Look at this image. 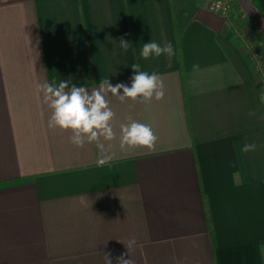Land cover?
I'll return each mask as SVG.
<instances>
[{"label": "crops", "instance_id": "1", "mask_svg": "<svg viewBox=\"0 0 264 264\" xmlns=\"http://www.w3.org/2000/svg\"><path fill=\"white\" fill-rule=\"evenodd\" d=\"M150 40L175 55L145 60ZM134 64L162 78L164 98L108 95L114 158L98 166L95 143L48 127L37 84L131 86ZM260 95L206 0H0V264H118L132 238L135 264H264ZM129 117L151 125L154 150L120 147Z\"/></svg>", "mask_w": 264, "mask_h": 264}, {"label": "clouds", "instance_id": "2", "mask_svg": "<svg viewBox=\"0 0 264 264\" xmlns=\"http://www.w3.org/2000/svg\"><path fill=\"white\" fill-rule=\"evenodd\" d=\"M219 7L218 3L213 5L215 9ZM119 44L125 52L131 47V44L123 37L120 38ZM162 54H167L169 57L175 55L173 45L168 43L161 46L150 40L143 44L140 56L147 60L151 56L159 57ZM193 67L195 69L198 66ZM131 68L135 73L131 77V86L124 83L113 86L108 78L102 80L97 88L90 91L76 84L70 87L69 81L65 80H61L58 86L55 81L51 84H37L38 93H43V102L52 110L48 127L71 130L70 141L76 147H83L85 143H95L102 153L97 160L98 166H103L114 158V154L110 152V142L116 139L112 123L115 113L110 107L108 95L117 97L121 102L131 99L134 102L139 101L145 104L153 99L159 101L164 98V83L158 74L139 71V64H134ZM259 98L264 103V93H261ZM249 115H255V113L250 112ZM129 120L130 123L120 125V147L122 149L139 147L149 151L154 150L158 137L151 125L131 120L130 117ZM104 142H109L107 147ZM256 148L255 143L245 144L241 151L248 153L255 151ZM124 245L130 258L125 259V256L121 255L118 258V264H135L130 256V252L136 246L135 238L130 239ZM261 252L264 254V247L261 248ZM110 255V253H104L105 264H112Z\"/></svg>", "mask_w": 264, "mask_h": 264}, {"label": "rangeland", "instance_id": "3", "mask_svg": "<svg viewBox=\"0 0 264 264\" xmlns=\"http://www.w3.org/2000/svg\"><path fill=\"white\" fill-rule=\"evenodd\" d=\"M231 13L235 6L239 10L235 16V25L232 26V34L241 43L248 53L253 68L260 67L264 70V21L263 25L253 23L247 15L242 13L237 0H222ZM228 13V16H229ZM257 73V72H256ZM258 74V73H257Z\"/></svg>", "mask_w": 264, "mask_h": 264}, {"label": "built area", "instance_id": "4", "mask_svg": "<svg viewBox=\"0 0 264 264\" xmlns=\"http://www.w3.org/2000/svg\"><path fill=\"white\" fill-rule=\"evenodd\" d=\"M207 6L210 10L213 12H216L218 14H221L228 20V7L222 0H206ZM219 4L220 7L218 9L213 8L214 4ZM228 23V22H227ZM229 24V23H228ZM256 72L258 73L259 79H260V85H261V93H264V70L260 67H256Z\"/></svg>", "mask_w": 264, "mask_h": 264}, {"label": "water", "instance_id": "5", "mask_svg": "<svg viewBox=\"0 0 264 264\" xmlns=\"http://www.w3.org/2000/svg\"><path fill=\"white\" fill-rule=\"evenodd\" d=\"M237 3L242 13L247 15L253 23L263 25L261 16L251 0H237Z\"/></svg>", "mask_w": 264, "mask_h": 264}, {"label": "trees", "instance_id": "6", "mask_svg": "<svg viewBox=\"0 0 264 264\" xmlns=\"http://www.w3.org/2000/svg\"><path fill=\"white\" fill-rule=\"evenodd\" d=\"M251 1H252L253 5L257 8L261 18L264 21V11H263V9L260 6L259 1L258 0H251ZM238 10H239L238 6H235L233 8V10L231 11V13H229V17H228L227 22L231 25V27L235 25V22H236L235 21V16H236V13L238 12Z\"/></svg>", "mask_w": 264, "mask_h": 264}]
</instances>
